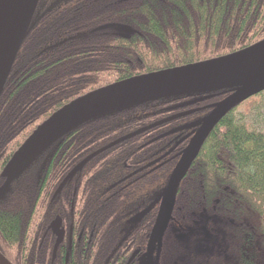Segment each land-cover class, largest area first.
<instances>
[{
    "label": "trees",
    "instance_id": "obj_1",
    "mask_svg": "<svg viewBox=\"0 0 264 264\" xmlns=\"http://www.w3.org/2000/svg\"><path fill=\"white\" fill-rule=\"evenodd\" d=\"M40 1L44 10L45 0ZM82 1L65 9L74 14L57 29L51 25L56 14L46 7L21 45L0 96V185L13 153L72 101L117 82L217 59L264 41V0H135L130 6L114 0ZM84 3L88 6L79 9ZM104 25H125L134 34L124 38L115 27L98 30ZM47 47L52 48L39 55ZM227 95L216 90L138 101L80 124L10 185L0 186V249L13 251L6 256L13 264H49L45 245L41 251L47 250L46 259L33 262L22 261L11 247L26 242V233L36 224L43 234L53 200L57 215L71 213L76 220L84 212L85 195L109 184L106 177L113 168L123 172L125 164L134 167L167 142V149L174 150L170 157H175L167 176L159 168L147 176L150 183H128L131 191L162 195L187 143L175 147L174 138L183 132L192 136L212 106ZM263 96L264 91L235 107L205 140L168 209V227L163 225L155 248L156 264H264V123L256 127L255 119L246 122L237 115L242 106ZM194 107L199 109L191 116L136 134ZM188 126L192 128L178 130ZM91 200L97 206L96 196ZM93 241L97 245L96 237ZM73 252L78 257L77 247ZM91 255L97 259L95 252Z\"/></svg>",
    "mask_w": 264,
    "mask_h": 264
},
{
    "label": "water",
    "instance_id": "obj_2",
    "mask_svg": "<svg viewBox=\"0 0 264 264\" xmlns=\"http://www.w3.org/2000/svg\"><path fill=\"white\" fill-rule=\"evenodd\" d=\"M40 0H10L0 24V96L9 77L20 47L30 29ZM111 25L104 26L105 30ZM124 38L134 34L129 27L117 26ZM224 90L228 95L212 106V111L200 123L174 168L160 204L148 247L147 264H154L155 245L165 215L180 181L186 176L205 140L235 107L264 91V41L236 53L196 64L167 69L133 77L88 93L54 113L24 142L2 173L9 183L30 166L45 150L83 122L109 109L138 101L175 94H195ZM182 113L159 121L149 128L172 121ZM192 126L183 127L185 130ZM172 132H177L174 130ZM181 142V141H180ZM178 144V143H177ZM62 236L54 248L53 258ZM0 264H11L0 254Z\"/></svg>",
    "mask_w": 264,
    "mask_h": 264
},
{
    "label": "flooded vegetation",
    "instance_id": "obj_3",
    "mask_svg": "<svg viewBox=\"0 0 264 264\" xmlns=\"http://www.w3.org/2000/svg\"><path fill=\"white\" fill-rule=\"evenodd\" d=\"M80 1L82 0H45L43 4L44 10H41L38 4L35 18H41L44 15V11H46V7L49 6L51 7L52 12L56 14L51 18V25L53 29H57L60 24L67 22L70 16L74 14V11H68L65 9L71 8V5H76ZM97 1L98 0H92L91 2ZM102 1L111 2L112 0ZM114 1L118 2L119 5L127 4L128 6L133 5L135 2V0ZM48 2H50V4ZM86 5L87 4L84 5L85 7L78 5V7L79 9H82L86 8ZM76 9L78 8L73 10ZM81 13L85 15L86 10H81ZM104 26L99 27L98 30ZM117 26L114 27L117 28ZM118 33L123 36L120 31H118ZM65 40L66 39L53 46H58ZM49 48L52 47H47V49L41 51L39 55ZM198 109V107L189 108L172 116L182 113H188L182 117L191 116L198 112ZM192 136L189 133L183 132L174 138L176 141L175 147H179V145H183L187 142L185 148L182 149L181 154L178 152L176 153V156L179 154L180 157L182 156ZM158 147L159 149L155 153L149 152L146 156L142 154L144 159L141 160L138 165L129 167L125 164V171L123 172H119L117 168H113L109 172L110 175H107V170L105 175H107V179L109 178L110 183L98 185L97 192L93 188L91 194L85 195L87 202L84 207V212L81 216H78L76 220L72 219L71 213L69 216L65 217L57 215L58 209L55 200H53L54 205L52 208L51 220L46 226L43 234L40 233V225L36 224L33 232L26 233L28 236L26 242L18 241L19 244L11 247L13 249L16 248L17 251H14V253H19L22 261L25 262L42 261L45 260L47 256V250L45 252L41 251V248L45 245L47 249L50 250L49 264H56L57 260L61 262L60 264H147V247L150 235L157 220L160 204L169 180L166 182V187L162 195H159L156 192L143 190L131 191V187H129L128 183L134 184L141 179H146L150 183L151 178L147 176L153 170H155V173L157 174L159 168L162 173L167 176L169 162L171 159H175V157H170V153H173L174 150L171 152L173 147L167 149V142ZM18 149L14 153H16ZM2 179L3 183L6 182L5 178ZM2 192L3 190H0V196L2 195ZM75 194L76 193L74 192L73 195ZM94 196H96V203H98L97 206L93 204L91 200ZM136 197L138 200H134ZM73 210V203H70L69 212H72ZM1 211L3 210L1 209L0 212ZM166 219L167 216L164 221V228L168 227ZM166 234L165 231L161 237L162 244L166 238ZM60 236H62V238L57 247L55 257L53 258L54 248ZM31 237H33V240L30 239ZM95 237L97 239V245L96 242L93 241ZM74 247H77L76 255L78 256H75V258L73 257ZM79 250H81V256L78 255ZM10 252L13 251L0 249V253L12 263L6 257L9 256ZM92 252H95L97 259L92 258ZM71 258H73V260L70 263ZM153 260L154 264H156L155 250Z\"/></svg>",
    "mask_w": 264,
    "mask_h": 264
},
{
    "label": "rangeland",
    "instance_id": "obj_4",
    "mask_svg": "<svg viewBox=\"0 0 264 264\" xmlns=\"http://www.w3.org/2000/svg\"><path fill=\"white\" fill-rule=\"evenodd\" d=\"M9 2L10 0H0V24ZM237 115L246 122L253 121V119H255V123L252 124L254 126L256 125V127L262 126V123H264V96L254 101V103L248 102L246 106H242L238 110Z\"/></svg>",
    "mask_w": 264,
    "mask_h": 264
},
{
    "label": "bare ground",
    "instance_id": "obj_5",
    "mask_svg": "<svg viewBox=\"0 0 264 264\" xmlns=\"http://www.w3.org/2000/svg\"><path fill=\"white\" fill-rule=\"evenodd\" d=\"M14 178H15V177H14ZM14 178H11V180L14 179ZM11 180L9 181V183H6V182H5V184H6V185H10ZM166 216H167V212H166L165 218H166ZM164 221H165V220H164Z\"/></svg>",
    "mask_w": 264,
    "mask_h": 264
}]
</instances>
